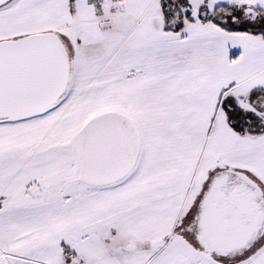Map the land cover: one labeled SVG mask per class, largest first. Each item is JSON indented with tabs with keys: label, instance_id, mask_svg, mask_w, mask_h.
I'll list each match as a JSON object with an SVG mask.
<instances>
[{
	"label": "snow or ice",
	"instance_id": "6c2138e0",
	"mask_svg": "<svg viewBox=\"0 0 264 264\" xmlns=\"http://www.w3.org/2000/svg\"><path fill=\"white\" fill-rule=\"evenodd\" d=\"M0 264H264V0H0Z\"/></svg>",
	"mask_w": 264,
	"mask_h": 264
}]
</instances>
